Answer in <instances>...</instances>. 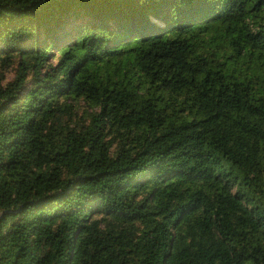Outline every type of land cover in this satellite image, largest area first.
Listing matches in <instances>:
<instances>
[{
    "label": "trees",
    "instance_id": "1",
    "mask_svg": "<svg viewBox=\"0 0 264 264\" xmlns=\"http://www.w3.org/2000/svg\"><path fill=\"white\" fill-rule=\"evenodd\" d=\"M0 264H264V0H0Z\"/></svg>",
    "mask_w": 264,
    "mask_h": 264
}]
</instances>
